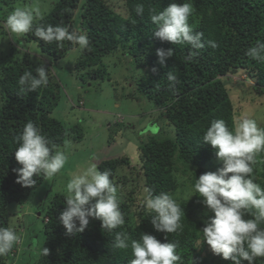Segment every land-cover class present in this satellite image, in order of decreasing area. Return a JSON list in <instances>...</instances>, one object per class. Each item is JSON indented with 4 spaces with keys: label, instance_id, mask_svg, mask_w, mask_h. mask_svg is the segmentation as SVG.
<instances>
[{
    "label": "trees",
    "instance_id": "trees-1",
    "mask_svg": "<svg viewBox=\"0 0 264 264\" xmlns=\"http://www.w3.org/2000/svg\"><path fill=\"white\" fill-rule=\"evenodd\" d=\"M19 1L25 0H0V21L6 19L14 9L13 4H19ZM173 2L191 4L189 23L195 32L204 34V48L191 59H186L190 55L188 45L162 42L153 34L152 9L159 12ZM137 4L144 5L142 17L135 12ZM47 6L43 11L48 10L37 26L71 25L88 37L89 48L79 50L73 66L80 72L83 85H86L85 77L102 78L106 71L102 63L104 57L118 50L124 51L138 69L146 70L142 71L137 91L163 110V118L175 126L176 132L174 140L155 138L140 145L138 166L144 185L132 182L131 192L122 197L120 209L125 223L117 229L108 231L102 229L99 220H90L84 232L67 235L59 223L65 198L54 194L41 217L43 241L35 264H130L133 259L131 249L121 250L113 246L117 232H124L130 240H139L143 233H147L162 243L176 244L180 264H232L230 260L204 250L206 242H201L199 232L214 213L203 205L202 198L194 195L189 201L178 202L185 213L181 220L183 229L166 234L155 231L151 215L142 207L137 191L142 189L145 193L147 188L153 195L163 192L174 197L178 186L182 185L177 173L187 178L192 190L195 179L201 174L211 172L213 168L217 172L223 166L212 147L203 142V135L212 120L222 119L230 129L236 122V106L226 89V85L232 82L229 75L245 72L249 78L255 79L257 91L264 94V63L245 54L257 40L264 41V0H123L124 13L115 11L108 0H53ZM3 36L11 39L4 43L6 37ZM0 37V226L8 227L7 207L12 203L25 204L29 193L43 181L34 176L36 184L32 188L16 183L18 177L14 170L22 167L15 160V150L19 147L17 138L31 120L51 145H63L64 127L52 117L58 104L53 89H62L53 64L77 47L67 41L63 42V47L55 43L49 45L32 33L15 37L4 29L0 31ZM207 40L215 41L217 47H209ZM26 43L35 45L47 60L33 59L22 48ZM170 48L174 55L162 65L156 52ZM41 65L48 71V85L36 92H21L19 78L25 71H32L35 75V69ZM168 73L176 77L174 87L169 86ZM116 161L101 162L98 170L110 171V178L113 182L116 180L114 183L123 192L127 190L129 179H119L116 166H131L126 157ZM253 179L264 189V153L256 157ZM202 208L210 214L205 221L194 217L195 211ZM245 218L252 216L249 214ZM44 248L48 249V255L43 254ZM15 251L16 245L11 252L0 256V264H13L14 258L11 257ZM254 264H264V258H258Z\"/></svg>",
    "mask_w": 264,
    "mask_h": 264
},
{
    "label": "clouds",
    "instance_id": "clouds-1",
    "mask_svg": "<svg viewBox=\"0 0 264 264\" xmlns=\"http://www.w3.org/2000/svg\"><path fill=\"white\" fill-rule=\"evenodd\" d=\"M135 12L143 16L144 5L137 4ZM192 14L190 3H170L167 8L157 12L152 9L150 20L155 26L153 34L162 42L172 45H188L191 59L205 46L204 34L195 32L189 23ZM43 19L38 7L17 6L3 21V27L15 37L32 33L46 44L55 43L63 47V42H70L78 50L89 48L87 35L71 25L48 24L37 22ZM213 49L217 44L207 40ZM252 60L264 63V41L257 40L246 51ZM156 55L163 65L172 58L170 49H158ZM32 71H25L19 78L21 92H36L48 85V71L43 65ZM169 86L174 87L176 77L168 73ZM19 147L15 150V160L22 167L15 169L16 183L25 188L35 187L36 180L53 179L65 167L69 158L70 141L64 148L51 145L49 139L29 120L17 138ZM203 142L210 145L216 157L223 162L217 172H207L195 179L192 196L202 198V203L214 215L205 222L201 242L210 246L213 254L230 260L232 264H254L258 258H264V189L254 182L256 157L264 153V128L257 121L247 116L239 118L232 129L224 120H212L203 135ZM110 171L98 170L94 162L72 173L66 185L65 207L59 216L66 234L75 236L85 231L90 220H99L102 229L112 231L125 223L120 209L118 186L110 178ZM141 204L151 215V223L157 232L172 234L183 229L181 223L185 216L184 209L169 193L153 195L150 189L144 190ZM254 210V211H253ZM252 218H245L248 215ZM20 236L13 226H0V256L11 252ZM113 246L117 249H131L133 259L130 264H180L177 245L162 243L155 236L143 233L139 240H130L124 232H117ZM48 255V249H43Z\"/></svg>",
    "mask_w": 264,
    "mask_h": 264
},
{
    "label": "rangeland",
    "instance_id": "rangeland-1",
    "mask_svg": "<svg viewBox=\"0 0 264 264\" xmlns=\"http://www.w3.org/2000/svg\"><path fill=\"white\" fill-rule=\"evenodd\" d=\"M49 1L53 0H25L13 6L38 7L44 16L48 9L43 10L44 7L48 8ZM108 3L118 13H124L123 0H108ZM3 21H0V31H6ZM4 37V43L11 39L10 36L2 38ZM1 42L0 40V44ZM22 48L36 61L46 59L35 45L26 43ZM78 54V48H74L53 64L62 89H53L58 104L52 111V117L64 127V143L59 148L63 149L66 141L71 142L68 161L53 179H43L41 184L29 193L25 204L12 203L7 207L10 226H13L20 236L15 255L11 257L14 258L13 264H35L37 261L43 241L41 217L44 208L54 194L66 198V185L73 172L92 162L99 167L104 161L117 162L120 158H128L131 167L127 168L123 164L116 166L117 177L129 179L126 191L122 192L118 186L120 204L122 197L131 192L130 184L144 185L141 168L138 166L140 145L155 138L175 139V126L163 118V110L137 91L139 78L143 74L142 71L146 70L138 69L133 59H129L124 51L118 50L102 59L106 67L102 78L85 77L83 80L86 85H83L80 72L73 68ZM228 79H232L226 89L237 107L236 121L247 116L255 119L258 126L264 128V94L257 91L255 79L249 78L245 72L229 75ZM220 163L223 164L222 161ZM216 165L217 162L214 167ZM206 167L208 170V165ZM214 171L213 168L211 172ZM176 177L182 185L178 186L174 198L177 203L189 201L192 198H189L190 194L194 193L187 178L178 173ZM137 193L141 199L145 195L142 189H138ZM202 209L196 210L194 217L205 221L210 214L206 209ZM204 250L215 255L207 243Z\"/></svg>",
    "mask_w": 264,
    "mask_h": 264
},
{
    "label": "bare ground",
    "instance_id": "bare-ground-1",
    "mask_svg": "<svg viewBox=\"0 0 264 264\" xmlns=\"http://www.w3.org/2000/svg\"><path fill=\"white\" fill-rule=\"evenodd\" d=\"M262 67V66H261ZM261 69V68H260ZM242 86V85H241ZM209 90H211V89H209ZM220 90V89H219ZM219 94V93H218ZM225 98V97H224ZM196 103V102H195Z\"/></svg>",
    "mask_w": 264,
    "mask_h": 264
}]
</instances>
